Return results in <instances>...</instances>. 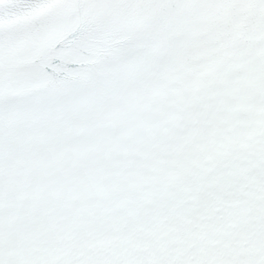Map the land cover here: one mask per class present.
I'll return each mask as SVG.
<instances>
[{
    "label": "snow or ice",
    "instance_id": "snow-or-ice-1",
    "mask_svg": "<svg viewBox=\"0 0 264 264\" xmlns=\"http://www.w3.org/2000/svg\"><path fill=\"white\" fill-rule=\"evenodd\" d=\"M0 264H264V0H0Z\"/></svg>",
    "mask_w": 264,
    "mask_h": 264
}]
</instances>
